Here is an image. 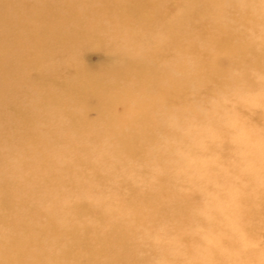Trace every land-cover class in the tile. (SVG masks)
Instances as JSON below:
<instances>
[{
	"label": "bare ground",
	"instance_id": "6f19581e",
	"mask_svg": "<svg viewBox=\"0 0 264 264\" xmlns=\"http://www.w3.org/2000/svg\"><path fill=\"white\" fill-rule=\"evenodd\" d=\"M172 1L0 0V264H79L81 257L98 264L105 249L111 258L103 264H129L121 230H131L135 239L144 222L150 237L177 236L179 245L167 247L174 256L207 250L209 264H248L257 257L248 240L264 223L262 133L235 139L234 125L230 157L199 163L194 172L201 178L189 176L184 185L176 170L189 169L179 160L160 168L158 158L167 148L156 150L154 143L177 113L199 111L189 101L168 107L196 84L215 81L212 93L229 100L237 95L232 90L258 97L263 79L255 80L247 68L264 70V29L258 23L264 4ZM107 41L113 65L100 76L110 74L114 81L98 83L81 57ZM64 70L70 78L60 75ZM129 80L138 84L133 92ZM54 86L58 91H51ZM98 119L103 126L95 125ZM89 156L96 157L92 167L108 166L102 185L65 178ZM246 166L255 170L250 180L238 172ZM228 198H235L232 214L217 208ZM90 209L104 222L94 236L84 222ZM190 227L202 231L193 246L184 236ZM201 234L212 237L210 246Z\"/></svg>",
	"mask_w": 264,
	"mask_h": 264
},
{
	"label": "rangeland",
	"instance_id": "374dc122",
	"mask_svg": "<svg viewBox=\"0 0 264 264\" xmlns=\"http://www.w3.org/2000/svg\"><path fill=\"white\" fill-rule=\"evenodd\" d=\"M174 3H175V1L173 2V5H174ZM35 25L38 26V30L41 31L42 27L39 26L38 24H35ZM111 44L112 43L110 41H107V44H104L102 49L90 48L87 52L82 53L81 60H82L83 64L88 68L89 74H91L93 79L98 83H101L102 81H105V82L114 81L113 76L110 74H108L106 76H100V70L101 69H103L105 67H112V65H113V62L110 60L111 54L108 51V48L111 46ZM208 49L211 50L210 47H208ZM168 56H171V55H167V58L165 60L166 65H167V63H169L171 61V57H168ZM245 64L248 66L249 62H245ZM249 68L250 67L247 68V71L250 74V76H252L255 80L262 78L264 81V74H263L264 70L262 72H259L258 70H255L252 68L251 71H249L248 70ZM60 75L64 76L65 78L71 77V76L67 75L66 70L62 71L60 73ZM123 80H119L118 83L123 84ZM125 84L127 85V87H131L130 90L132 92L135 91V86L138 85L136 82H134L132 80L125 82ZM195 86L192 89V91L182 92L183 93L182 98H181V95L178 97V99H181V100L175 99V100L170 101L169 106H168L169 109L176 110V109L182 108L185 106L187 101H189L190 103L193 102L199 110H202V109L206 110L209 108L216 109L219 107L220 101H224L225 103L229 102V99H227L225 95L212 93L218 87V84L215 81H211L210 83L207 82L203 85L196 84ZM57 89L58 88L56 86H54L51 88V91H53V92L58 91ZM230 94L231 95L237 94L236 97H243L242 99H245L247 101L255 103L261 94V90L258 92V97H255L254 100L252 99V97L255 94H251L247 91L246 92L245 91L240 92V91H233L232 90L230 92ZM87 109L91 111V108L87 107ZM88 116L90 118H93L95 116V114H94V112H90L88 114ZM99 117H100V115H99ZM100 121L101 120L98 119V121L95 125L103 126V124ZM125 130H127L129 133L134 132L133 129H130V130L125 129ZM259 131L260 130H258L256 128L248 127V126H245L243 124H239L238 133L235 135L234 138L235 139L236 138H242V133H243V136L246 133H249L253 136H257ZM154 147L156 150L163 151V149L168 148V145L165 144L164 140L160 136H157L156 141L154 143ZM149 151H150V149L148 150V152ZM210 159H211V156H201L196 161L193 168H196L199 163L208 161ZM186 160H187V158H186ZM107 170H108V166H105L104 167L105 174H107ZM254 171H252V169L248 166L238 169V172L242 173L243 176L247 180H250L252 178ZM262 171L264 172V168H262ZM176 173L177 174L180 173V176H182L181 185H184L186 183L185 178H189V176H190L189 173L188 172H182L181 170H176ZM132 176H134L133 179L131 178ZM129 178L133 181L135 186L140 185L139 184V178H136V174L130 173ZM260 184H262V183L259 182V185ZM112 187H113V182H112ZM215 189L218 192V188L215 187ZM101 191L104 194H107L110 190L109 189L105 190L104 188H101ZM210 195L215 196L216 194H210ZM260 197H261V195L257 196V199L259 200ZM209 199L215 200L217 198L211 197ZM234 199L235 198H231V200H230L228 198L223 203L218 201L217 202L218 203L217 208H219V209L224 208V212H226V214H232L235 210V206L233 203ZM201 201L202 202L201 203L198 202V204H203V200H201ZM260 205H262V204H260ZM262 208H263V205H262ZM156 212H157V210L155 212H147V214L150 216V215L156 214ZM88 213L89 214L85 217L84 222H85V224H87L89 231L94 236L95 233L101 232L104 229V222L100 217L97 216L94 209H90ZM225 217H226V215L223 216V219H225ZM147 225H148V222H144L138 226V229L136 230L137 235L135 234V239L133 237L134 233H132L131 230H127V229L121 230V232H123L127 238V242L125 243L126 247H130V250H131L129 252V256H127V261L129 262V264H133L135 261L140 262L141 264H145V257L143 255V252H144L145 248L149 245H151V247L153 249H156L159 252L158 256L152 257V259H155L157 261L161 260V254L163 253V246L168 247L172 244L175 246L179 245V240L177 239V236H174L171 232L170 233L163 232L159 235L150 237L148 234ZM223 228L226 229L227 226H223ZM184 231L186 233V235H184V236H187L188 238H190L189 246L194 245L192 238H193V236L195 237L196 231L202 233V231H200L198 228L196 230L195 228H191V227L187 228ZM91 233H89L87 236L91 237L92 236ZM129 239H130V242H129ZM200 239L208 246H210L213 242L212 237L209 235L201 234ZM111 241H112V238H110L107 241V244L108 243L110 244ZM131 243L135 244L136 247H134ZM234 244H236V245L239 244L238 240L235 239ZM183 245L185 248V244H183ZM99 247L103 248L105 246L103 244H100ZM248 248H250L252 253L257 255V257L255 259L248 260L247 261L248 264H256L257 261H261L264 263V223L263 222L258 224L252 238H250L248 240ZM102 252H103L101 255L102 257L98 260V264H103L106 260L111 258V256H110L111 251L109 253H107L106 255L104 254L106 252V249H105V251H102ZM177 257H180L181 259H183L185 261V264H195V263L209 264L208 259L210 257V253L207 250L201 254L194 255V256H188L185 253H180V254H178ZM78 263L79 264H88L89 261H86L83 257H81V259L78 261ZM243 263H246V259ZM64 264H71V263L66 261V262H64ZM226 264H233V263L228 262Z\"/></svg>",
	"mask_w": 264,
	"mask_h": 264
},
{
	"label": "clouds",
	"instance_id": "9594fccd",
	"mask_svg": "<svg viewBox=\"0 0 264 264\" xmlns=\"http://www.w3.org/2000/svg\"><path fill=\"white\" fill-rule=\"evenodd\" d=\"M259 2L264 4V0H259ZM258 23L264 29V18H261ZM249 83L250 85L255 84L254 81ZM260 85L261 94L255 103L240 97H233L227 103L220 101V105L216 109H202L190 114L177 113L175 122L166 125L160 133L161 138L172 141L158 158L160 168L169 167L173 161L179 160L183 166L189 169V175L193 181H198L201 177L194 172L193 166L201 156H216L224 160L230 157L234 151V145L229 138L233 134L236 124L260 130L262 140H264V81L260 82ZM201 129L205 131L201 132ZM184 156H188L190 159H182ZM95 160L96 157L89 156L80 163L74 172L69 171L65 178L84 183L91 181L93 184L102 185L107 180V176L103 166L92 167ZM104 161L105 164H111V160L107 156L104 157ZM3 240L4 237L0 236V242ZM28 251L31 252L32 249H28ZM143 255L145 264H185V261L174 256L167 246H163L164 258L159 261L152 259L153 256H158L159 252L151 245L145 248Z\"/></svg>",
	"mask_w": 264,
	"mask_h": 264
}]
</instances>
